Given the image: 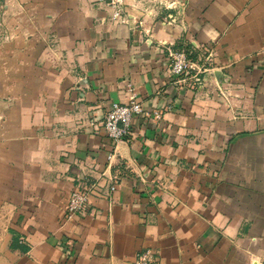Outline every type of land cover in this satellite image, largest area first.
<instances>
[{"label": "crops", "instance_id": "0c3cea01", "mask_svg": "<svg viewBox=\"0 0 264 264\" xmlns=\"http://www.w3.org/2000/svg\"><path fill=\"white\" fill-rule=\"evenodd\" d=\"M167 45L202 85L170 76ZM132 95L151 116L115 147L104 119ZM85 177L104 196L68 220ZM146 250L264 264V0H125L119 20L100 0H0V264Z\"/></svg>", "mask_w": 264, "mask_h": 264}, {"label": "built area", "instance_id": "2783aa9c", "mask_svg": "<svg viewBox=\"0 0 264 264\" xmlns=\"http://www.w3.org/2000/svg\"><path fill=\"white\" fill-rule=\"evenodd\" d=\"M112 12V18L119 20L124 18L125 0H100ZM166 51L170 61L169 74L177 83H185L192 80L195 85H202L204 76L207 73L204 65L193 61L185 51L176 49L171 45L166 46ZM149 117L151 113H145L137 97L132 95L127 104L113 103L107 112L103 128L117 147L120 143L128 141L130 136L132 120L135 116L142 115ZM155 119L162 117L161 112L154 111ZM114 153L110 154L108 159H114ZM115 190V185L110 188ZM104 194L98 185L88 178H80L76 187L72 191L66 207V216L71 220L76 215L86 214L91 206L92 197H103ZM133 264H160L158 258L151 250L142 251L137 255Z\"/></svg>", "mask_w": 264, "mask_h": 264}]
</instances>
